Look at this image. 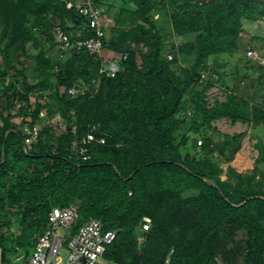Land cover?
Masks as SVG:
<instances>
[{"label":"trees","instance_id":"16d2710c","mask_svg":"<svg viewBox=\"0 0 264 264\" xmlns=\"http://www.w3.org/2000/svg\"><path fill=\"white\" fill-rule=\"evenodd\" d=\"M124 1L116 9L95 0L111 21L102 52L118 70L108 76L85 50L64 61L54 54L56 27L76 37L87 26L63 0H0L2 261L32 249L52 208L75 205V228L94 219L117 232L103 254L112 264H264V137L254 138L250 174L224 170L241 167L246 133L214 125L225 119L264 136V66L255 77L232 74L248 79L245 99L223 86L219 61L237 53L246 24L264 22V0ZM218 84L225 100L208 106ZM42 113L48 124L33 138Z\"/></svg>","mask_w":264,"mask_h":264},{"label":"built area","instance_id":"2783aa9c","mask_svg":"<svg viewBox=\"0 0 264 264\" xmlns=\"http://www.w3.org/2000/svg\"><path fill=\"white\" fill-rule=\"evenodd\" d=\"M67 10H74L86 21L87 26H80L76 37L70 32L66 34L59 27L53 32V41L62 55H72L86 51L89 55L102 58L103 63L99 72L114 76L118 67L114 59H104L102 40L105 37L106 25L103 22L102 9L95 0H63ZM70 28V26H69ZM85 35V36H84ZM248 58H255L256 53L249 50ZM170 60L171 56L168 55ZM264 63V58H261ZM103 66V67H102ZM105 66V67H104ZM204 78V76H202ZM245 83L239 82L237 87ZM77 87L68 90L69 95L76 93ZM38 128H33L31 135L34 138ZM92 139L91 136L88 137ZM78 209L75 205L64 208H52L48 213V226L37 238L33 252L26 260L20 257L19 264H98L103 259L106 247L115 239L116 231H103L99 221L90 219L79 228H75ZM149 220L145 219L143 229L147 230ZM4 263L0 251V264Z\"/></svg>","mask_w":264,"mask_h":264},{"label":"rangeland","instance_id":"374dc122","mask_svg":"<svg viewBox=\"0 0 264 264\" xmlns=\"http://www.w3.org/2000/svg\"><path fill=\"white\" fill-rule=\"evenodd\" d=\"M110 1L115 4L114 8H116V9L119 8L120 4L125 3L124 0H110ZM102 11H103V9H102ZM103 22L106 25V29H109L111 26V21H109V18L103 16ZM246 25L247 26H246L245 32H243L241 34V37H240V46H239L237 53L233 56L223 55L222 57H219V61H221V63L224 64V66L220 70V72H222L224 74V77L226 78L223 82V86L226 85V86H229L231 88L234 87V89L237 90L238 95L244 97L245 99L248 98V87H249L248 79L244 78V80H243L242 78H239L240 81H239V79L234 80V78H232V74H234L236 72H240L241 74L244 72H248L251 77H255V76H257L258 67L264 66V63L262 64L260 61V60H262L261 58H264V56H263L264 55V44L260 40L252 39V37H255V36L264 38V22L263 21L249 22ZM170 42H173V39H171V40L168 39L167 43L169 44ZM249 50L254 51L256 53V57L250 58V63H248L247 65H244V63H243L244 60H242V58H243V56H245V58H248L247 52ZM53 51H54L55 55H58V54L62 55L57 47H54ZM27 53L32 54V53H34V51H32L31 49H28ZM67 57H68V55H66V54H63V56H58L59 61H64ZM20 60L24 62L25 68H27L29 66V61L25 60L23 58V56L20 57ZM0 64H1V62H0ZM241 81H243L245 83V85L243 87H237V85ZM220 84L222 85V83H220ZM224 100H225V94H224L223 90L219 87V84L207 93L208 106H212L215 101L222 102ZM14 112L15 111H12V113H14ZM16 119L21 120V116L17 117ZM14 123H16V121H14ZM43 124L44 125L48 124V119H47L46 115H44V113H42L40 124L37 125V128H39V126H41ZM226 124H227V126L223 127L224 126L223 121L214 123L218 133L229 134L231 136H233L234 134L243 133V132H245L246 134L242 139V141H243L242 143H244V148L241 147V149L239 151V156H241V161H240L241 167L238 166V162H233V163H230L228 165L223 164L221 166V168L226 170L227 166L230 165L238 173L248 175L254 169V167H255L254 161L257 157V151L254 148V145H255V139L254 138L260 137L263 139L264 136H263L262 129L260 127L253 129L250 125H246V124L245 125H235V124H231L229 121H227ZM49 125L54 126L56 131H57V129L62 128L61 124L59 122L58 116L53 117V119L51 121H49ZM24 131L28 132V126H24ZM190 136H191L190 141H192L195 136L193 134L192 135L190 134ZM219 139H220V137L218 138V136L215 135L214 140H219ZM249 147H250V154H247L246 149H248ZM259 166L262 168V165H259ZM221 178L224 179L225 175H222ZM16 231H17V228L13 227L12 232H16ZM242 237L243 236L241 234H238L235 239L239 240ZM25 249H26V251H25ZM32 252H33V247H32V249L28 248V247H18L16 249V252H15V253H17V255L15 257V261L19 262L21 256H24L25 254L30 256L32 254ZM10 254H8V255H10ZM8 255H7L6 259H8ZM26 259L23 258V260H26ZM98 264H112V263L108 262L105 259H99Z\"/></svg>","mask_w":264,"mask_h":264},{"label":"crops","instance_id":"0c3cea01","mask_svg":"<svg viewBox=\"0 0 264 264\" xmlns=\"http://www.w3.org/2000/svg\"><path fill=\"white\" fill-rule=\"evenodd\" d=\"M221 121H223V124H224V126L223 127H226L227 126V124H226V122H227V120H221ZM221 121H218V122H221ZM235 125H242V124H240V123H236ZM250 138V137H249ZM243 142V141H242ZM242 148H244V143H242ZM247 150V154H250V147L248 148V149H246Z\"/></svg>","mask_w":264,"mask_h":264},{"label":"clouds","instance_id":"9594fccd","mask_svg":"<svg viewBox=\"0 0 264 264\" xmlns=\"http://www.w3.org/2000/svg\"><path fill=\"white\" fill-rule=\"evenodd\" d=\"M213 89V88H212Z\"/></svg>","mask_w":264,"mask_h":264}]
</instances>
